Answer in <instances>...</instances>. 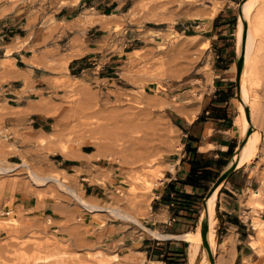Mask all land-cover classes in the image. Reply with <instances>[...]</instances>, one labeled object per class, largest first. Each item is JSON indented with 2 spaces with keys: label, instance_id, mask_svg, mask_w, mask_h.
I'll return each instance as SVG.
<instances>
[{
  "label": "rangeland",
  "instance_id": "obj_1",
  "mask_svg": "<svg viewBox=\"0 0 264 264\" xmlns=\"http://www.w3.org/2000/svg\"><path fill=\"white\" fill-rule=\"evenodd\" d=\"M224 1L129 0L115 32L119 38H125L128 31L131 35L139 34L143 40L136 48L138 52L135 49L126 55L111 82L93 81L90 76H71V57H53L47 70L50 89L41 97V101L51 108L53 126L48 134L38 135L31 129L15 127L13 120L20 118L21 109L9 110L0 103V166L11 169L0 173V264H127L123 259L126 250L111 244L109 239L116 227L134 222L108 211H89L60 183L34 181L32 173L65 181L91 203L123 209L139 219L145 216L154 187L164 179L182 147V133L174 119L175 106L184 104L187 99L198 102L201 99L199 93H203L199 88L208 86L213 79L214 52L208 38L212 32L207 29L215 17L206 24L197 17L216 3L221 9ZM245 2L238 0L232 4L237 15L231 45L238 80L234 100L238 118L243 113L240 74L245 51H240L239 28ZM261 2L253 6L250 15L254 44L246 65L247 119L254 124L250 134H259L258 149L249 162V173L256 182L247 197L249 199L252 192L259 190V201L264 208V4ZM46 3L47 0H0V18L9 17L12 7L23 5L26 9L30 6L32 9L24 10L19 16L24 17V21L28 19L29 26L38 25L43 16L39 12L40 6ZM191 22L202 25L201 30L189 31L186 27ZM55 26L45 20L39 28L44 29L46 38H51L59 32ZM192 34H204L205 37ZM176 40L182 41V47L174 45ZM81 43L76 41L78 46ZM123 46L122 39L114 49L121 52ZM11 51L9 47L7 56ZM4 63L7 66L11 61ZM4 82L7 79H0V86ZM159 87L163 89L161 93L155 91ZM245 144L243 141L241 149ZM65 151L71 157L89 153V159L99 166L91 165L88 171L77 169L75 174H68L56 161L61 160L60 154L65 156ZM150 160L163 166L164 175L155 181L149 204L141 206L139 201L145 190L135 177L144 172L143 166ZM112 172L118 174L119 180L114 182L104 199L85 195L80 184L85 180L81 178L105 185ZM18 194L33 196L39 207H44L47 202L55 205L59 210L57 215L65 218L60 228L52 229L54 222L27 210L5 212L1 206H12ZM218 225L217 245L212 251L215 259L221 257L223 251L218 242L224 241ZM252 233L255 237L260 235L257 229ZM262 240V252L253 249L251 264H264V236ZM205 250L203 245L197 264H202ZM245 263L244 258L238 261V264Z\"/></svg>",
  "mask_w": 264,
  "mask_h": 264
},
{
  "label": "crops",
  "instance_id": "obj_2",
  "mask_svg": "<svg viewBox=\"0 0 264 264\" xmlns=\"http://www.w3.org/2000/svg\"><path fill=\"white\" fill-rule=\"evenodd\" d=\"M128 1L47 0L39 12L43 13L41 23L51 21L59 30L51 38L44 36V29L39 28L41 23L29 26L28 19L24 21V17L19 16L24 10L32 9L30 6L26 9L23 5L12 7L9 17L0 18V79H7L0 86V103L9 110L21 109L20 118L13 120L15 127L31 129L38 135L50 132L53 123L48 112L51 108L41 97L50 89L47 70L53 57H71V76H90L93 81L104 82L115 79L113 75L118 74L126 55L143 40L139 34L131 35L127 31L125 38H119L115 32ZM236 1L225 0L207 29L212 32L208 38L214 52L212 82L199 88L203 93H199L198 102L187 99L184 104L175 106L174 119L182 133V147L173 168L169 167L164 179L154 187L148 211L139 219L141 224L116 227L110 236L111 244L139 253L138 264H190V243L182 235L198 228L207 200L217 190L216 219L220 236L224 241L234 236L236 243L231 264L252 255L251 238L256 230L252 219L256 213L247 196L254 190L256 180L249 173V163L234 169L244 141L236 128L238 113L234 102L238 80L231 36L237 16L232 4ZM201 26L191 22L186 28L198 31ZM192 35L205 37L204 34ZM122 39L123 50L116 51L114 47L120 45ZM79 40L81 46L76 44ZM9 47L12 51L7 56ZM6 60L11 64L5 66ZM59 156L61 160L56 161L61 169L71 175L77 169L88 171L91 165L99 166L86 152L78 157ZM117 175L112 172L105 185L93 184L88 178H81L85 181L80 184L86 196L104 199L114 182H118ZM1 207L5 212L27 210L54 222L51 227L54 230H58L65 219L57 215L59 210L52 203L39 207L38 200L27 194H18L12 206L3 204ZM257 216L264 219V213ZM152 231L164 237H157ZM223 242L219 240L218 244Z\"/></svg>",
  "mask_w": 264,
  "mask_h": 264
},
{
  "label": "bare ground",
  "instance_id": "obj_3",
  "mask_svg": "<svg viewBox=\"0 0 264 264\" xmlns=\"http://www.w3.org/2000/svg\"><path fill=\"white\" fill-rule=\"evenodd\" d=\"M258 1L261 0H246V2L242 6L241 10V21H240V28H239V35H240V46H241V53L242 51L244 54L242 66H241V74H240V88H241V107H242V116L239 117L236 121V128L237 131L243 135L245 146L242 148L235 159L234 162V169L242 167L243 165L249 163L251 159L254 157L257 149H258V143H259V134L255 132L254 134H250L251 129H253L254 124L247 119L248 116V99H249V91L247 87V72H246V65L249 60V57L251 55V50L254 44V40L252 37L253 29L251 30L250 26V15L252 8L255 4H257ZM173 2V1H172ZM264 4V0H262ZM261 2V3H262ZM263 7V6H262ZM261 9V8H260ZM220 10V4L216 3L211 6V8L208 10V12H205V14H202L197 17L202 23L210 22L219 12ZM259 10H257L258 12ZM261 12V11H260ZM113 23V22H111ZM120 26V24H116L115 27ZM109 27V26H108ZM116 29V28H115ZM194 37V36H189ZM242 43V44H241ZM174 45L176 47H182L183 43L180 40H176L174 42ZM207 44H205L206 46ZM139 49H136L135 52H138ZM249 77V76H248ZM162 86V85H161ZM157 93H161L163 89L159 87L158 89H155ZM165 91V90H164ZM156 93V94H157ZM50 114V111L48 112ZM48 114V115H49ZM62 152V151H61ZM66 157H71L70 154L64 152ZM146 158V157H144ZM143 165V164H142ZM141 165V166H142ZM27 166V164H26ZM170 168H173L172 165L169 166ZM144 172L140 174L139 176L135 177V181L137 183H140L143 188L144 192L142 195L140 202L141 206H146L149 204V194L152 191L153 186L155 185V181H158L162 178L164 175V168L162 165H157L153 161H149L147 165L143 166ZM8 171H11L9 168H3L0 166V173H6ZM32 178L34 181L41 182L43 184L48 183L49 181H55L60 183L64 190L68 194H71L77 201H79L86 209L89 211H92L94 213L97 212H110L113 215L127 220L132 221L137 224H141L139 218L135 216L134 214H131L123 209H116V208H109L106 206H100L94 203H91L87 201L79 192H77L75 189L71 188L69 185L65 183L63 180H59L55 177H42L36 174L35 172L32 173ZM218 191V190H217ZM217 191H215L210 198L207 200L206 205V211L202 215L198 228L195 231L186 233L182 235L183 239L188 241L190 243L189 246V256H190V264H197L199 254L201 253V250L204 245V238L203 233L206 229L207 232V241L208 246L210 249V253L213 259V262L211 261V258L209 257V254L207 250L203 253V261L202 264H231L234 261L235 258V246H233L235 238L234 236H228L227 239L221 244V247L223 251H221V257L216 256V259L212 255V251H214L217 242H216V197H217ZM260 192L259 190L256 192H252L248 201L250 205L252 206L253 211L256 213L254 218V227L259 231V237L253 236L251 240V244L254 246V249L256 252L261 253L263 248V240L262 236H264V221L261 220V218H258L257 215H261L264 213V208H261V204L259 201ZM143 226V225H142ZM152 233L157 237H164L162 234L152 231ZM139 253L130 250L127 248L126 253L123 255V259L127 264H138L139 263ZM245 264H251V256H245Z\"/></svg>",
  "mask_w": 264,
  "mask_h": 264
},
{
  "label": "water",
  "instance_id": "obj_4",
  "mask_svg": "<svg viewBox=\"0 0 264 264\" xmlns=\"http://www.w3.org/2000/svg\"><path fill=\"white\" fill-rule=\"evenodd\" d=\"M221 182H219L215 189L220 185ZM203 238H204V245H205V249L208 251V254H209V257L211 258V261L213 262V259H212V256H211V253H210V249H209V246H208V241H207V232H206V229L203 233Z\"/></svg>",
  "mask_w": 264,
  "mask_h": 264
}]
</instances>
